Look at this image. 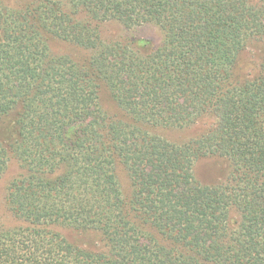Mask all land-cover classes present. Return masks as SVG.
<instances>
[{
  "label": "trees",
  "instance_id": "1",
  "mask_svg": "<svg viewBox=\"0 0 264 264\" xmlns=\"http://www.w3.org/2000/svg\"><path fill=\"white\" fill-rule=\"evenodd\" d=\"M107 22L155 25L162 43L103 41ZM50 39L87 56L56 54ZM9 118L0 178L15 160L6 203L19 224L0 222V264H264V0H0ZM197 123L180 144L151 132ZM206 157L228 166L212 185L194 176Z\"/></svg>",
  "mask_w": 264,
  "mask_h": 264
},
{
  "label": "rangeland",
  "instance_id": "2",
  "mask_svg": "<svg viewBox=\"0 0 264 264\" xmlns=\"http://www.w3.org/2000/svg\"><path fill=\"white\" fill-rule=\"evenodd\" d=\"M5 5L15 7L26 4L31 0H1ZM100 33L103 41L121 42L131 48L139 50L141 53L149 52L160 47L163 34L159 27L152 24H145L133 28H125L115 22H107L100 25ZM52 51L56 54L68 55L74 59H85L87 53L68 43L56 39L49 41ZM249 60L247 59L246 62ZM100 102L103 109L110 115L120 117L119 110L109 97L106 89L100 90ZM12 118L0 120V137L8 139ZM9 125V126H8ZM204 130V123H197L186 129L176 128H156L151 130L166 140L180 144L187 142L201 134ZM194 176L202 185H212L218 182L226 173L227 163L218 157H206L199 159L194 166ZM22 170L15 160H11L4 174L0 178V222L6 228H11L19 223L8 211L6 196L10 182L16 178ZM118 180L123 192L127 195L130 192L128 175L122 166L116 169ZM71 243L85 249H93L98 243V237L92 233L80 232L70 228H56Z\"/></svg>",
  "mask_w": 264,
  "mask_h": 264
}]
</instances>
